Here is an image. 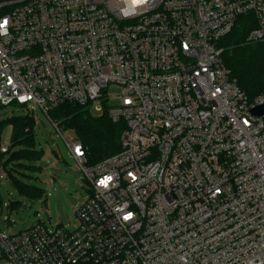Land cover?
Segmentation results:
<instances>
[{"label": "built area", "instance_id": "2783aa9c", "mask_svg": "<svg viewBox=\"0 0 264 264\" xmlns=\"http://www.w3.org/2000/svg\"><path fill=\"white\" fill-rule=\"evenodd\" d=\"M239 22L264 44V0H0V109L40 110L89 186L73 231L0 230V264H264V88L220 46ZM63 103L122 122L119 152L90 164Z\"/></svg>", "mask_w": 264, "mask_h": 264}, {"label": "rangeland", "instance_id": "374dc122", "mask_svg": "<svg viewBox=\"0 0 264 264\" xmlns=\"http://www.w3.org/2000/svg\"><path fill=\"white\" fill-rule=\"evenodd\" d=\"M90 113L93 117L101 115L93 108ZM25 115L27 110L16 105L1 108L0 123ZM33 116L35 148L42 151V155L39 160L29 163L31 169H17L13 177L44 193L42 197L29 200L18 192L9 178L0 179V230L7 235L17 234L36 224L48 230L64 228L73 231L77 225V210L88 195L89 186L60 134L40 110H36ZM59 131L67 142L77 140L73 131ZM10 134L11 127L0 124V149L10 145ZM0 159L4 162L1 155Z\"/></svg>", "mask_w": 264, "mask_h": 264}, {"label": "trees", "instance_id": "16d2710c", "mask_svg": "<svg viewBox=\"0 0 264 264\" xmlns=\"http://www.w3.org/2000/svg\"><path fill=\"white\" fill-rule=\"evenodd\" d=\"M248 28L239 22L220 43L223 59L231 76L248 98H253L264 88V44L246 41ZM51 121L61 130H71L86 150L90 164L99 162L120 150V136L125 125L113 123L104 113L93 117L90 109L74 103H63L49 112ZM11 127L10 145L4 158L3 167L7 178L15 185L18 192L29 200L43 196V191L28 184H23L13 177L17 169H31L30 162L39 160L42 151L35 148L34 116L12 117L1 122Z\"/></svg>", "mask_w": 264, "mask_h": 264}, {"label": "water", "instance_id": "95a60500", "mask_svg": "<svg viewBox=\"0 0 264 264\" xmlns=\"http://www.w3.org/2000/svg\"><path fill=\"white\" fill-rule=\"evenodd\" d=\"M251 115L254 117H262L264 116V105L257 106L250 111Z\"/></svg>", "mask_w": 264, "mask_h": 264}]
</instances>
